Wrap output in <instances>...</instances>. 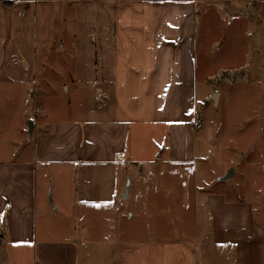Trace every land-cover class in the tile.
Masks as SVG:
<instances>
[{"label":"crops","instance_id":"1","mask_svg":"<svg viewBox=\"0 0 264 264\" xmlns=\"http://www.w3.org/2000/svg\"><path fill=\"white\" fill-rule=\"evenodd\" d=\"M217 4L264 9L0 0V103L21 135L0 158V264H264L260 204L204 183L198 159L199 18Z\"/></svg>","mask_w":264,"mask_h":264},{"label":"rangeland","instance_id":"2","mask_svg":"<svg viewBox=\"0 0 264 264\" xmlns=\"http://www.w3.org/2000/svg\"><path fill=\"white\" fill-rule=\"evenodd\" d=\"M202 7L197 66L205 86L193 125L203 148L198 159L208 167V171L204 168L207 176L203 182L218 180L225 194L244 196L260 204L264 212V9L250 13L249 6L239 11L236 5ZM17 111V107L6 104L4 96L0 158H8V152L12 156L13 142L20 139L14 130ZM179 191L175 185L174 192ZM182 207L192 217L190 206ZM165 231L172 232L169 228Z\"/></svg>","mask_w":264,"mask_h":264},{"label":"water","instance_id":"3","mask_svg":"<svg viewBox=\"0 0 264 264\" xmlns=\"http://www.w3.org/2000/svg\"><path fill=\"white\" fill-rule=\"evenodd\" d=\"M213 97L215 98L216 97V94H214Z\"/></svg>","mask_w":264,"mask_h":264}]
</instances>
